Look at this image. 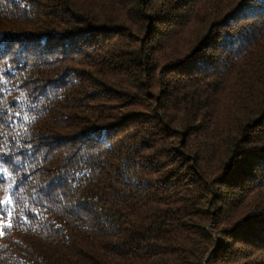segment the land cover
Instances as JSON below:
<instances>
[{
	"label": "trees",
	"instance_id": "1",
	"mask_svg": "<svg viewBox=\"0 0 264 264\" xmlns=\"http://www.w3.org/2000/svg\"><path fill=\"white\" fill-rule=\"evenodd\" d=\"M6 200L0 264H264V0H0Z\"/></svg>",
	"mask_w": 264,
	"mask_h": 264
},
{
	"label": "snow or ice",
	"instance_id": "2",
	"mask_svg": "<svg viewBox=\"0 0 264 264\" xmlns=\"http://www.w3.org/2000/svg\"><path fill=\"white\" fill-rule=\"evenodd\" d=\"M10 201H3V202H0V203H8ZM0 211L4 212L6 215H11V210L10 209H0Z\"/></svg>",
	"mask_w": 264,
	"mask_h": 264
},
{
	"label": "rangeland",
	"instance_id": "3",
	"mask_svg": "<svg viewBox=\"0 0 264 264\" xmlns=\"http://www.w3.org/2000/svg\"><path fill=\"white\" fill-rule=\"evenodd\" d=\"M12 44V43H11Z\"/></svg>",
	"mask_w": 264,
	"mask_h": 264
}]
</instances>
